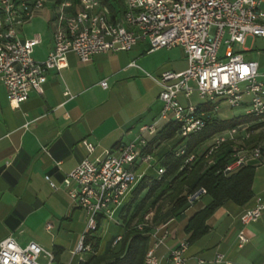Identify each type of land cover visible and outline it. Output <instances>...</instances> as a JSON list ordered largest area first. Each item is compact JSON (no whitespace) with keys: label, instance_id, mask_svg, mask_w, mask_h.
Segmentation results:
<instances>
[{"label":"built area","instance_id":"1","mask_svg":"<svg viewBox=\"0 0 264 264\" xmlns=\"http://www.w3.org/2000/svg\"><path fill=\"white\" fill-rule=\"evenodd\" d=\"M47 2L0 0V82L14 108L27 101L32 92L42 94L49 73L66 67L70 53L82 62H89L100 53L130 51L139 42H147L149 52L183 47L188 64L183 71L164 72L158 80L162 90L156 121L144 124L135 139L119 143L102 157H85L63 178L73 203L87 214V227L76 251H91L86 235L98 229L99 221H116L151 169L156 170L158 177L165 174L166 168L155 157L158 145L153 144V150H149L151 141L165 125L174 122L178 129L172 140L160 144L169 143V148L179 157L186 155L188 137L220 118L222 101L232 108L248 107L245 114L264 117V70L259 69L258 62L247 60L240 50L248 36L264 37L262 0H122V6L114 0H53L56 7L54 45L46 59L36 60L34 49L42 42L41 35L22 39L19 32ZM101 85L106 88L108 83L102 80ZM195 93L202 102H192ZM181 95L187 104L182 102ZM246 96L250 99L245 100ZM247 128L240 125L216 133L199 155L191 154L185 164L200 156L207 166L216 164L221 149L229 142H236ZM248 137L249 134L243 139ZM176 141L179 143L173 144ZM82 144L89 154L95 149L86 139ZM250 158H264V145L234 151L220 171L234 174ZM46 179L52 189H59L49 175ZM207 193L204 187L191 191L186 198L187 207L194 206ZM263 209L262 198H256L240 215L242 224L258 221ZM144 226L139 224L138 228L142 230ZM51 228L48 224L47 229ZM162 229L160 226L149 232L156 241L146 253L145 264H159L155 251L168 234L165 231L158 238ZM121 238V235L116 237L114 244ZM248 241V236L241 231L240 245ZM187 249L188 241L173 248L170 264H185ZM42 258L47 262H42ZM223 259L219 254L217 261ZM53 260V253L35 241L22 247L14 237L8 236L0 242V264H53Z\"/></svg>","mask_w":264,"mask_h":264},{"label":"crops","instance_id":"2","mask_svg":"<svg viewBox=\"0 0 264 264\" xmlns=\"http://www.w3.org/2000/svg\"><path fill=\"white\" fill-rule=\"evenodd\" d=\"M48 2L53 9L47 21L52 37L40 60L46 59L54 45L56 7L53 0ZM261 9L264 14V0ZM20 31L25 33L24 26ZM148 49L147 42H139L130 51L103 52L89 62L70 53L66 67L49 73L44 92H32L17 108L10 104L0 82V242L8 236L22 247L35 241L53 256L55 251L59 253L53 264H80L90 259V251H76L87 227V222L81 220L87 214L75 206L62 181L85 157H102L119 143L135 139L144 124L159 118L162 88L158 80L164 72H180L188 64L184 51V69H174L176 61L168 58L154 68V74L150 73L146 71L147 58L153 52ZM240 50L247 60L258 62L259 69L264 70V37L248 36ZM102 80L107 81L106 88ZM84 139L95 146L91 154L82 144ZM169 147V143L159 145L155 157L158 159ZM248 163L256 167L251 201L245 205L225 201L208 219V233L192 241H188L185 226L190 216L209 202V197L183 208V213L160 225L163 229L158 238L165 231L168 234L155 251L159 264H170L171 250L182 241H188L185 264H264V209L256 222L244 225L240 220L244 209L252 206L256 198L261 197L264 204V158H250ZM47 175L59 189L51 188ZM118 218L101 221L96 233L100 239L98 253L119 246L114 240L122 233L112 231ZM48 224L51 229H47ZM241 231L249 238L243 246L239 243ZM155 241L150 235V246ZM219 254L224 256L221 262L217 261Z\"/></svg>","mask_w":264,"mask_h":264},{"label":"trees","instance_id":"3","mask_svg":"<svg viewBox=\"0 0 264 264\" xmlns=\"http://www.w3.org/2000/svg\"><path fill=\"white\" fill-rule=\"evenodd\" d=\"M114 1L122 6V0ZM262 119L264 121V117L260 118L248 114L235 116L230 119H214L203 130L186 139L185 156H175V152L172 149H168L163 155L158 156V160L166 168V172L161 177L157 175L153 176L149 172L134 190L120 213L124 232L121 234L122 238L118 242V248L104 253L96 252L92 254L87 262L80 264H145V256L150 247V228L146 227L140 230L138 226L133 227L129 223L139 214L143 216L150 208H154L166 196L171 197L173 206L165 213L164 223L175 217L174 214L178 216L183 213V208L187 206V195L191 191L200 187L207 189L208 193L206 196L209 197V202L204 207L195 211L185 226V232L189 235L188 241L195 240L208 233V219L225 201L231 200L239 205L249 203L254 196L253 181L256 170L255 165L248 163L231 175H226L220 171L230 161L231 154L234 151L245 148H227L235 142L227 143L220 153L217 154V162L212 166H207L203 156L198 157L197 160L189 164H185V160L191 154L199 155L198 153L203 146L216 133L240 125H246L248 130H255L258 127L264 126V124H252V122ZM177 129L178 125L174 122L165 125L151 141L149 150H153V144L159 146L162 142L172 140L176 135ZM244 140L246 144H252L249 147L250 149L256 145H264V138L257 143H253L255 136L251 134ZM176 143L179 142L176 141L173 144ZM144 191L145 194L141 197ZM100 225L101 222L99 221L98 229L86 235V243L95 241L96 251L100 246V239L96 236ZM54 254V260H57L59 253L55 251Z\"/></svg>","mask_w":264,"mask_h":264},{"label":"rangeland","instance_id":"4","mask_svg":"<svg viewBox=\"0 0 264 264\" xmlns=\"http://www.w3.org/2000/svg\"><path fill=\"white\" fill-rule=\"evenodd\" d=\"M52 14H53V9L51 7V3L47 2L44 8H42L41 10H38L35 13V15L32 18V21L24 25L25 33H22V31L19 32L20 37H24L26 34L29 36H32L37 33L42 36L43 43L41 42L34 49L35 50L34 57L37 60L43 59V57L45 56V53L47 50V43L50 41V38L52 37L51 28L48 26V23H47L48 19L52 16ZM238 48H239V45L237 44L236 49ZM154 51H152L153 52L152 55L150 56L148 55L149 57L147 58L146 71L154 74V68L162 65L164 61H166L168 58L174 59L176 61L175 63L176 67H174V69L179 70L182 68L184 69L186 67V62L184 61V50L180 46L172 48V49H162V50H158V51L154 50ZM180 97L182 98V95ZM249 99L250 97H247V96L245 97V100H249ZM191 100L194 104H197L203 101L197 93H195L192 96ZM182 102L184 104L188 103V101L184 97L182 98ZM247 110H248V107L246 106L232 108L229 105V103H227L226 101H222L221 108L219 111V116L222 119H230L235 116H239V115H243L247 113ZM261 122H264L263 119L254 121L252 122V124H256V123L264 124ZM248 134L255 136V140L253 143H257L259 142V140L264 138V126L258 127L255 130L247 129L245 132H241L240 134L241 136L239 137V139L234 144H230L227 148L230 147L231 149H235V148L241 147V148H245L243 150H251L249 147L252 146V144L251 145L246 144L245 140L243 139V137ZM205 146L206 144L203 146V148ZM151 175L153 176L157 175L155 169H151ZM144 194H145V191L142 193L141 197L144 196ZM172 206H173V203L171 202V197L166 196L154 208H150L147 212H145L143 216L139 214L136 218L132 219L131 222L130 220H128L130 222L129 225L135 227V226H138L139 224H144L145 225L144 228L149 227L151 230L152 228L160 226L164 223L165 213L168 210H170ZM174 216L176 215L174 214ZM121 219H122V216H119L117 220L119 223L112 225L115 228V229L113 228L114 230H112L113 233L117 231H119L120 233L124 232V226L120 223L122 222ZM81 222L82 223L87 222V218L85 219L84 217V219L81 220ZM117 225L120 228L117 227ZM89 244L91 245L90 252L92 254L99 251V250L97 251L95 250V241H91V243ZM117 247L118 246H116L115 248L117 249ZM67 257H70L69 253L67 254ZM41 261L43 262L44 259L42 258Z\"/></svg>","mask_w":264,"mask_h":264}]
</instances>
